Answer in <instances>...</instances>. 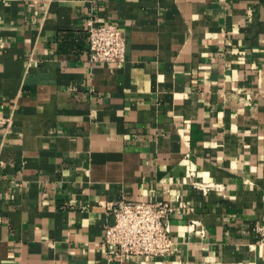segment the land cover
I'll list each match as a JSON object with an SVG mask.
<instances>
[{
	"label": "crops",
	"instance_id": "0c3cea01",
	"mask_svg": "<svg viewBox=\"0 0 264 264\" xmlns=\"http://www.w3.org/2000/svg\"><path fill=\"white\" fill-rule=\"evenodd\" d=\"M170 195L172 252L110 259L106 205ZM260 228L264 0H0V264H264Z\"/></svg>",
	"mask_w": 264,
	"mask_h": 264
},
{
	"label": "built area",
	"instance_id": "2783aa9c",
	"mask_svg": "<svg viewBox=\"0 0 264 264\" xmlns=\"http://www.w3.org/2000/svg\"><path fill=\"white\" fill-rule=\"evenodd\" d=\"M91 44L90 61L95 63L124 62L126 36L115 23L95 25L89 23ZM199 188L209 189L211 184L193 182ZM176 198L166 200H118L109 202L108 213L113 223L106 227L103 246L112 260L127 255L151 257L166 256L174 249L172 237L173 206ZM261 241L264 244L263 229Z\"/></svg>",
	"mask_w": 264,
	"mask_h": 264
}]
</instances>
